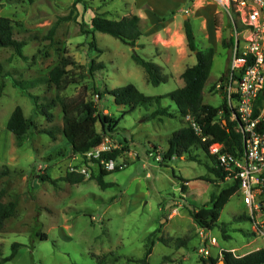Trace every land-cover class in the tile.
I'll use <instances>...</instances> for the list:
<instances>
[{
    "label": "rangeland",
    "instance_id": "rangeland-1",
    "mask_svg": "<svg viewBox=\"0 0 264 264\" xmlns=\"http://www.w3.org/2000/svg\"><path fill=\"white\" fill-rule=\"evenodd\" d=\"M74 1L0 0V15L11 19L15 37L28 41L24 47L27 60L12 48H0V80L5 82L0 97V167L7 165L17 171L0 178L3 200L17 202L15 214L0 232V253L3 257L10 255L12 244L19 242L18 253L9 264H96L99 260L105 264H139L137 260L145 254L149 235L159 228L157 237L166 242L156 241L149 264H202L200 228L184 203L190 200L201 205L209 201L216 186L202 177H216L208 172L205 163L174 157L166 167L156 159L157 154L167 150L169 136L186 124L187 118H151L154 108L144 107L124 114L126 107L105 94L101 100L104 112L121 118L120 134L108 136L105 142L128 148L117 161L122 167L116 166L104 177L115 184L103 188L97 180L89 179L92 171L99 172V165L94 159L74 153L60 133L53 137L30 131L22 145L17 144L6 128L16 106H21L25 115L35 118L42 128L62 125L63 111L58 104L53 109L52 122L36 115L30 98L13 86L6 74L23 80L46 76L63 57L70 56L75 64L69 67V78L74 82L60 93L66 99L99 102V90L130 83L146 95H165L184 85L183 71L196 63L184 32V22L189 20L199 46L215 49L204 101L217 106L223 99L217 84L231 60V48L224 44L230 18L212 0H85L73 7ZM97 11H109L112 17L137 12L144 32L140 46L133 47L107 33L83 31L82 25L85 30L91 29L90 21ZM66 16L70 18H63ZM93 39L97 48L91 45ZM134 53L162 65L168 81L159 85L148 82L144 68L133 59ZM92 60L105 64L95 75L89 74ZM31 91L44 98L57 94L55 86L48 84ZM162 105L171 111L177 108L169 97L163 99ZM155 146L158 151H153ZM83 167L89 170L85 181L71 183L62 179L72 168ZM39 174H48L57 184L40 180ZM177 176L190 180L186 193L181 191ZM241 213L248 214V209L241 194L236 193L219 219L221 223H232L228 227L231 238L225 239L219 228L212 230L218 242L210 246V255L220 256L223 248L235 249L242 255L264 247V237L249 232L250 220L234 221ZM44 233L47 239L39 235ZM178 239H184L185 244L178 245Z\"/></svg>",
    "mask_w": 264,
    "mask_h": 264
},
{
    "label": "trees",
    "instance_id": "trees-1",
    "mask_svg": "<svg viewBox=\"0 0 264 264\" xmlns=\"http://www.w3.org/2000/svg\"><path fill=\"white\" fill-rule=\"evenodd\" d=\"M84 1L85 0H75L73 7ZM122 10L126 11L127 9L123 8ZM111 15L112 13L109 11H97L91 18V29L85 30L84 25H82L81 28L89 34L99 31L107 33L133 47L140 46L139 41L144 33L141 26V16L136 12H127V14L123 16L118 15L115 17ZM63 18L69 19L70 16ZM56 24L51 27L48 35L49 38L53 36ZM229 27H231V23ZM184 32L188 47L196 56V63L187 66L183 71L182 78L184 80V85L165 95H146L141 92L135 84L130 83L120 87L99 90L97 92L98 97H100L99 102L85 98L66 99L61 96L60 93L74 82L69 78V67L75 64V61H73L70 56L63 57L46 76L23 80L16 78L8 72L6 77H10L13 86L17 87L23 94L30 98L36 115H40L49 122H52L55 117L53 109L60 104L63 111V124L42 128L38 125V121L35 118L25 115L21 106H16L6 123V128L15 136L18 145H22L24 140L27 139L30 131L45 133L53 137L57 133H60L65 138L66 142L70 144L74 153L84 154L101 145L108 136L120 134L119 123L121 118L105 113V107L101 105L102 97L105 94H110L114 98L116 104L126 107L127 110L124 114L130 113L138 107H144L146 109L154 108L149 117L158 118L160 120L164 117L180 116L182 118H187V116H190L199 126L200 132L197 133L191 120L187 119L186 124L178 130H175L169 136V146L166 151L162 152L163 156L159 163L161 166L167 167L174 157H182L187 160L206 164L208 172L213 174L216 179L212 180L205 176L202 178L211 181L216 186V189L211 193L209 201L197 205L188 200L190 202L187 201L188 204L185 202L184 206L189 210L190 216L200 229L212 231L215 228H219L223 237L225 239H230L231 235L228 233V227L232 223H221L219 219L222 209L230 198L234 194L240 193V186L238 180L225 179V171L220 166L217 156L210 152V145L212 143H221L224 151L240 155L244 151L243 135L238 131L237 121L231 119L232 112L235 108H232L228 104L225 96L221 104L217 106L204 101V88L211 73L215 56L214 47L208 46L201 48L199 46L193 24L189 20L184 22ZM233 42V37L227 40L225 36V45L231 48ZM27 44L28 41L15 37L11 19L0 15V48H12L18 56L27 60L28 56L24 53V47ZM91 45L97 48L94 39ZM133 59L144 68L148 82L153 85H159L168 81L169 75L163 72L162 65L138 53L133 54ZM104 68V62L100 61L96 63L92 60L89 74L95 75ZM224 79L225 74L221 77V80ZM42 84L54 85L57 90L56 96L44 98L31 91ZM4 88L5 82L4 80H0V97L3 94ZM217 90L219 91V88ZM166 97H169L176 105L177 108L175 111H171L170 107L162 105V101ZM203 137H206V140H203ZM127 148V145L123 148L118 147L110 152H104L102 156L108 159H117ZM153 151H158V147H153ZM153 151L149 150V153ZM94 161L99 165V172L96 174L92 171L89 179L97 180L103 188L113 186L115 184L114 182H107L104 180V177L113 171L105 169L100 165L99 160L94 159ZM16 172L17 171L11 170L7 165H3L0 167V178L13 176ZM177 177L181 180V191L186 193L190 180L183 176ZM39 178L42 181H50L53 184H57V180L53 179L48 174H39ZM62 179L71 183H80L85 181L86 177L80 173L68 172ZM3 197L4 190H0V232L4 229L6 221L12 217L17 210V202L15 200L5 202ZM243 220L251 221V217L248 216L247 213H241L234 217V221L236 222ZM159 231L160 229L158 228L149 235L145 254L142 258L137 260L139 264H149L148 258L157 240L163 243L166 242L165 238L157 237ZM249 232L256 236L255 232ZM39 235L42 239L48 238L45 233ZM177 244L183 245L185 244V240L178 239ZM20 246L21 243L14 242L10 255L3 257L0 253V264H9L17 255ZM200 261L202 264H219L221 261H223L224 264H264V247L239 256H235L229 249L223 248L220 256H201ZM96 264H105V261L99 260Z\"/></svg>",
    "mask_w": 264,
    "mask_h": 264
},
{
    "label": "built area",
    "instance_id": "built-area-1",
    "mask_svg": "<svg viewBox=\"0 0 264 264\" xmlns=\"http://www.w3.org/2000/svg\"><path fill=\"white\" fill-rule=\"evenodd\" d=\"M220 5L231 21V60L225 79L217 84L222 89L228 104L235 110L232 120L243 135L244 151L236 155L223 150L221 143H212L210 152L216 155L225 171L226 180H238L239 191L251 217L252 230L256 236L264 237V0H212ZM191 120L197 133L199 126ZM206 140V137H203ZM118 148L103 142L83 155L88 159L99 160L107 170H113L117 159L103 155ZM152 153V152H151ZM153 155V154H151ZM163 154H157L160 161ZM89 176L87 167L72 168V172ZM210 232V231H209ZM200 229L199 252L203 257L210 255V246L217 244L215 236ZM223 249H221V252ZM239 256L235 249H229Z\"/></svg>",
    "mask_w": 264,
    "mask_h": 264
},
{
    "label": "crops",
    "instance_id": "crops-1",
    "mask_svg": "<svg viewBox=\"0 0 264 264\" xmlns=\"http://www.w3.org/2000/svg\"><path fill=\"white\" fill-rule=\"evenodd\" d=\"M136 13H137V12H136ZM137 14H138V13H137ZM141 19H142V17H141ZM228 29H230V27H229ZM228 29H227V31H228ZM194 30H195V28H194ZM231 37H232V35H231V31H230V38H231ZM226 38H227V40L230 39V38L228 39V37H227V32H226ZM139 42H140V41H139ZM139 44H140V43H139ZM221 92H222V91H221ZM168 146H169V144H168ZM241 154H242V153H241ZM241 154H240V155H241ZM248 216H249V215H248ZM252 231H253V230H252ZM209 233L211 234V231H210ZM256 237H257V236H256ZM256 237H255V238H256ZM216 239H217V238H216ZM217 242H218V241H217ZM259 248H261V247H256L255 249H251V250H249V251L257 250V249H259ZM249 251H247V252H249ZM247 252H244V253H242V254H245V253H247ZM238 255H240V254H238Z\"/></svg>",
    "mask_w": 264,
    "mask_h": 264
},
{
    "label": "water",
    "instance_id": "water-1",
    "mask_svg": "<svg viewBox=\"0 0 264 264\" xmlns=\"http://www.w3.org/2000/svg\"><path fill=\"white\" fill-rule=\"evenodd\" d=\"M227 37H228V39L230 38V29H228V31H227ZM220 91H222V90H220ZM220 264H224V262L223 261H221V263Z\"/></svg>",
    "mask_w": 264,
    "mask_h": 264
}]
</instances>
